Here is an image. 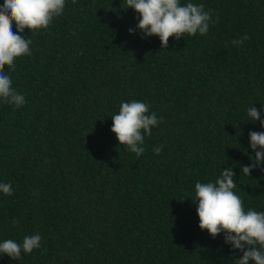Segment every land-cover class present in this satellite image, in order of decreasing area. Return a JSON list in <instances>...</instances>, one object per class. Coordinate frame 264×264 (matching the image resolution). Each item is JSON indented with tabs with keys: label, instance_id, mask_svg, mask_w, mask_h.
Returning a JSON list of instances; mask_svg holds the SVG:
<instances>
[{
	"label": "trees",
	"instance_id": "obj_1",
	"mask_svg": "<svg viewBox=\"0 0 264 264\" xmlns=\"http://www.w3.org/2000/svg\"><path fill=\"white\" fill-rule=\"evenodd\" d=\"M189 2L210 12L209 31L170 37L167 49L158 36L142 38L126 0H65L46 30L20 33L33 43L14 69L5 66L26 103L0 99V183L13 188L0 192V242L42 239L18 261L0 254V264H235L242 256L223 233L200 229L192 199L196 182L232 167L245 211H264V165L249 177L241 167L254 156L249 133L264 132L247 115L255 106L264 119V0H180ZM132 100L161 121L139 156L111 131L112 115Z\"/></svg>",
	"mask_w": 264,
	"mask_h": 264
},
{
	"label": "clouds",
	"instance_id": "obj_2",
	"mask_svg": "<svg viewBox=\"0 0 264 264\" xmlns=\"http://www.w3.org/2000/svg\"><path fill=\"white\" fill-rule=\"evenodd\" d=\"M126 4L127 8L139 14L136 28L144 34L142 38L158 36L162 49L168 48L170 37L179 41L185 34L206 35L212 19L203 4L189 2L181 5L180 0H126ZM64 9L65 0H4L0 5V99L6 103L16 108L26 103L25 96L12 86L10 75L5 72L6 65L15 68L16 58L31 55L30 46L33 41L20 33L26 29L30 32L46 30L54 18L63 14ZM135 31L129 28L130 34ZM248 39V34H245L239 40L234 39L232 44L239 46ZM261 110L251 106L247 109V115L251 121H259L264 127ZM111 118V131L115 133L120 145L137 156L145 151L142 146L145 135L151 136L152 128L161 122L155 112H149V105L140 100L121 102L118 114ZM249 137L254 156L251 157L250 165L241 166L242 174L248 177L253 169L264 165V132L251 131ZM162 150L160 146L154 152L159 155ZM234 177L236 174L233 168L226 167L214 182L195 183L192 200L196 204L199 227L207 230L214 239L224 234L225 243L242 253L240 258H235V264H264V211H245L243 201L234 192ZM0 192L12 195V185L0 183ZM41 239L39 234H33L25 236L22 243L13 239L3 240L0 242V254L18 261L22 252L31 254L34 249H38Z\"/></svg>",
	"mask_w": 264,
	"mask_h": 264
}]
</instances>
